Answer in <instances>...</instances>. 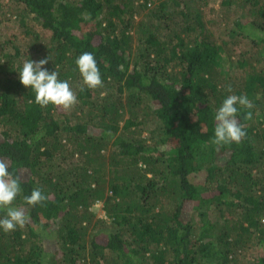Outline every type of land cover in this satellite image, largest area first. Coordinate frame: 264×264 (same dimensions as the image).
I'll list each match as a JSON object with an SVG mask.
<instances>
[{
  "label": "trees",
  "instance_id": "trees-1",
  "mask_svg": "<svg viewBox=\"0 0 264 264\" xmlns=\"http://www.w3.org/2000/svg\"><path fill=\"white\" fill-rule=\"evenodd\" d=\"M43 57L71 108L20 82ZM230 94L246 135L216 146ZM0 159L30 217L0 229V264H264V0H0Z\"/></svg>",
  "mask_w": 264,
  "mask_h": 264
},
{
  "label": "clouds",
  "instance_id": "clouds-1",
  "mask_svg": "<svg viewBox=\"0 0 264 264\" xmlns=\"http://www.w3.org/2000/svg\"><path fill=\"white\" fill-rule=\"evenodd\" d=\"M49 57L39 60L26 59L17 71L19 80L29 87L35 94V103L44 107L48 105L63 106L69 109L78 102L76 93L72 90L67 79L59 78V72L49 70L45 65ZM75 64L82 76V85L94 89L103 86V79L95 56L92 52L84 51L75 60ZM231 92V88H229ZM252 101L247 95L230 94L223 99L215 109L214 135L211 142L216 145H226L233 141L240 142L246 135L243 124L238 120L237 114L242 109H251ZM252 112L245 113L244 118L250 119ZM9 164L0 159V210L5 215L0 217V229L5 232L14 230L17 226L23 227L29 220L22 207L12 206V202L21 193V183L18 177L9 171ZM47 197L40 188H33L30 195L24 196L28 205H36Z\"/></svg>",
  "mask_w": 264,
  "mask_h": 264
},
{
  "label": "rangeland",
  "instance_id": "rangeland-1",
  "mask_svg": "<svg viewBox=\"0 0 264 264\" xmlns=\"http://www.w3.org/2000/svg\"><path fill=\"white\" fill-rule=\"evenodd\" d=\"M6 34H7V32H6V29H5L4 30V35L6 36ZM93 210L96 212V215L98 217H103L105 215L102 201L96 202L94 207H93Z\"/></svg>",
  "mask_w": 264,
  "mask_h": 264
}]
</instances>
